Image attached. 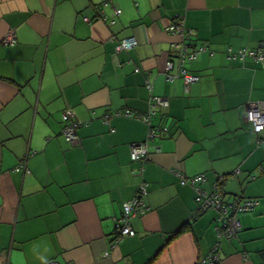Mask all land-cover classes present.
Returning <instances> with one entry per match:
<instances>
[{"label":"crops","instance_id":"1","mask_svg":"<svg viewBox=\"0 0 264 264\" xmlns=\"http://www.w3.org/2000/svg\"><path fill=\"white\" fill-rule=\"evenodd\" d=\"M178 21L190 48H206L185 64L198 77L187 90L164 74ZM127 37L137 45L116 53ZM262 44L264 0H0V264H264V129L245 118L249 102L264 104V67L227 56ZM146 81L168 100L150 117L166 128L153 140L142 120L114 115L145 114ZM66 109L85 123L74 145ZM140 143L146 158L132 161ZM23 158L28 174L14 171ZM177 172L204 175L206 194L258 202L237 215L236 237L217 236V212H198ZM141 183L134 235L111 248Z\"/></svg>","mask_w":264,"mask_h":264},{"label":"built area","instance_id":"2","mask_svg":"<svg viewBox=\"0 0 264 264\" xmlns=\"http://www.w3.org/2000/svg\"><path fill=\"white\" fill-rule=\"evenodd\" d=\"M108 5L107 2H103L100 5L105 7ZM119 10L114 9L113 16H117ZM84 20L87 21L86 18ZM113 23V21H110ZM167 31L180 36L182 39L181 42L172 44L173 54L167 60L164 66V74L167 81H172L176 78H182L184 89L187 90L190 84L197 82L198 77L189 73L185 69V64L196 58V56L205 51L206 48L203 46L190 48L189 44V34L187 30L183 28L181 22H175L170 24L167 28ZM188 40V41H187ZM5 45L14 44L15 37L12 33L6 34L2 40ZM137 45V41L134 37H127L121 40H118L115 45V52L118 53L123 50H130ZM227 56L230 60H239L244 61L246 57L251 58L256 63L264 67V44L255 50H246L239 49L235 52L228 50ZM145 87L150 93L147 101V110L145 114L142 115H133L128 110L120 111L114 113V115L123 116V117H132L144 121L148 125V140H153L158 136L159 132L166 131V128L163 127H153L150 124V117L155 114L156 111L164 109L168 106L167 98L155 96L151 93L152 87L151 84L146 81ZM110 117L109 114L104 116V120H107ZM246 121L249 122L252 126V130L255 134L260 133L264 129V104L260 101L249 102L246 106L245 112ZM62 120V134L64 139L70 144L74 145L77 142L76 130L85 125L84 122L78 121L74 118L73 113L70 109H66L61 114ZM147 148L146 143L133 144L130 149V158L132 161H141L146 158ZM26 158H23L14 168V171L22 170L25 174H28V169L26 166ZM179 177L180 184L189 185L193 187L196 191L195 201L197 204V211L204 212L206 210H215L218 214L217 221L219 228L217 230V236H224L227 239H232L236 237L237 233L240 231V224L237 219V215L240 213L251 212L258 202L253 199H240L233 198L231 201H226L223 199L222 193L219 191L217 186L210 194L203 192L197 185L204 181V175L199 174L191 177H186L181 173L177 172ZM146 194V185L141 183L137 188L135 196L123 203V214L121 217L115 220V237L111 240L110 246L114 248L124 237L133 236L134 231L129 224L131 217L136 216L137 214H143L145 209L142 202V197ZM218 261V258L214 254H210L205 259H203L200 264H214ZM44 264H63L56 260L47 261Z\"/></svg>","mask_w":264,"mask_h":264},{"label":"trees","instance_id":"3","mask_svg":"<svg viewBox=\"0 0 264 264\" xmlns=\"http://www.w3.org/2000/svg\"><path fill=\"white\" fill-rule=\"evenodd\" d=\"M129 111V110H128ZM131 114H133L131 111H130ZM134 115V114H133ZM126 118V117H125ZM128 118H132V117H128ZM144 122V121H143Z\"/></svg>","mask_w":264,"mask_h":264}]
</instances>
